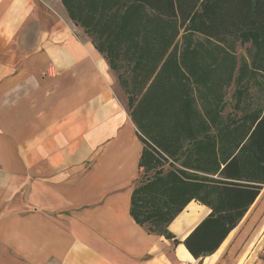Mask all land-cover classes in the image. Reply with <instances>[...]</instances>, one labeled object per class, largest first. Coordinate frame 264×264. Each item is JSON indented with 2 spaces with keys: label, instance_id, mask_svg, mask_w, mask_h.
<instances>
[{
  "label": "crops",
  "instance_id": "obj_1",
  "mask_svg": "<svg viewBox=\"0 0 264 264\" xmlns=\"http://www.w3.org/2000/svg\"><path fill=\"white\" fill-rule=\"evenodd\" d=\"M115 78L62 0H0V264H209L225 242L217 264L255 263L264 187L205 257L183 241L209 206L191 201L171 237L135 221L143 143Z\"/></svg>",
  "mask_w": 264,
  "mask_h": 264
},
{
  "label": "trees",
  "instance_id": "obj_2",
  "mask_svg": "<svg viewBox=\"0 0 264 264\" xmlns=\"http://www.w3.org/2000/svg\"><path fill=\"white\" fill-rule=\"evenodd\" d=\"M62 3L117 76L143 143L131 215L171 237L191 201L205 204L183 243L196 258L214 253L264 187V109L244 111L239 89L224 113L233 84L264 78V0ZM238 42L258 55L240 60Z\"/></svg>",
  "mask_w": 264,
  "mask_h": 264
},
{
  "label": "rangeland",
  "instance_id": "obj_3",
  "mask_svg": "<svg viewBox=\"0 0 264 264\" xmlns=\"http://www.w3.org/2000/svg\"><path fill=\"white\" fill-rule=\"evenodd\" d=\"M79 30L81 32V35L87 39H91L83 30L82 27L79 26ZM236 53L239 57L240 60L242 59H248L249 61H252L258 53L257 49L254 47V45L249 43H240L238 42L236 45ZM105 58V57H104ZM106 60V59H105ZM107 61V60H106ZM114 78L117 80V84L115 85L116 87V93L119 96V98L123 101H125L128 104V99H127V94L121 87L117 76L115 73L112 71ZM241 91L242 94V107L244 111H250L254 109H259L263 108L264 109V78L261 76H258L256 78L250 79L249 81L245 82L241 88L236 87L235 84H233L227 92L226 100H227V106L225 109V114L232 112L235 110V97L234 93H238V91ZM237 97V96H236ZM241 112V111H240ZM228 242H225V244L222 245V248L220 252L224 250V248L227 246ZM217 253L212 260L209 262V264H217L220 259H221V254L222 253ZM226 263L225 264H233V260H231L228 255L224 258ZM228 259V260H227ZM230 259V260H229ZM224 261V262H225ZM229 261L232 263H229ZM253 264H264V252L261 251L260 253H256V259L255 263Z\"/></svg>",
  "mask_w": 264,
  "mask_h": 264
}]
</instances>
